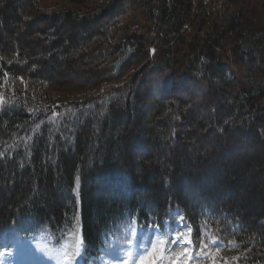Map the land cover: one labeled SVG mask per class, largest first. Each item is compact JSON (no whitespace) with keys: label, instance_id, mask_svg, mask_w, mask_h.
<instances>
[{"label":"trees","instance_id":"16d2710c","mask_svg":"<svg viewBox=\"0 0 264 264\" xmlns=\"http://www.w3.org/2000/svg\"><path fill=\"white\" fill-rule=\"evenodd\" d=\"M40 1L0 0V237L88 263L180 215L205 264H264V0Z\"/></svg>","mask_w":264,"mask_h":264},{"label":"rangeland","instance_id":"374dc122","mask_svg":"<svg viewBox=\"0 0 264 264\" xmlns=\"http://www.w3.org/2000/svg\"><path fill=\"white\" fill-rule=\"evenodd\" d=\"M59 6H72L85 11L94 4L77 5L66 0L40 1V7L44 9ZM174 222L163 228L151 226L140 229L135 224L121 228L111 234L96 263L86 264H199L203 256L193 248L191 228L180 215L175 216ZM38 234L36 238L1 236L0 264H82L79 261L80 235L70 234L61 241L48 233Z\"/></svg>","mask_w":264,"mask_h":264}]
</instances>
